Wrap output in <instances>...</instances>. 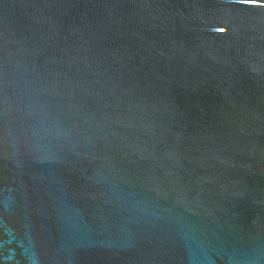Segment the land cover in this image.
I'll return each mask as SVG.
<instances>
[{
  "label": "water",
  "instance_id": "1",
  "mask_svg": "<svg viewBox=\"0 0 264 264\" xmlns=\"http://www.w3.org/2000/svg\"><path fill=\"white\" fill-rule=\"evenodd\" d=\"M0 264H264V0H0Z\"/></svg>",
  "mask_w": 264,
  "mask_h": 264
}]
</instances>
